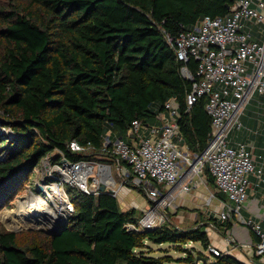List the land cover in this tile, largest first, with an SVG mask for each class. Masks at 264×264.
Returning a JSON list of instances; mask_svg holds the SVG:
<instances>
[{"label": "trees", "instance_id": "obj_1", "mask_svg": "<svg viewBox=\"0 0 264 264\" xmlns=\"http://www.w3.org/2000/svg\"><path fill=\"white\" fill-rule=\"evenodd\" d=\"M234 1L2 0L0 127L12 133L0 134V208L53 151L71 161L113 165V140L131 142L134 120L145 127L161 126L160 114L169 101L177 107L181 144L200 154L211 128L206 97L188 106L192 81L182 74L186 67L194 76L197 63L178 59L166 37L193 30L206 15L228 14ZM259 117L264 118V104L255 116V139ZM71 141L84 150L71 151ZM58 159V154L52 158ZM120 164L129 174L124 184L148 200L142 183L133 182L130 167ZM203 173L215 187L207 168ZM65 189L74 208L66 228L29 232L30 239L24 241L0 229V264H244L228 254L203 252L211 244L205 228L212 224L224 235L233 225L230 218L220 221L209 214L189 227L168 219L134 231L126 224L136 221L141 211H123L112 193H87L69 185ZM215 196L227 201L220 192ZM188 242L201 248L186 247ZM163 244L182 255L174 258L164 248L156 255L153 245Z\"/></svg>", "mask_w": 264, "mask_h": 264}, {"label": "built area", "instance_id": "obj_2", "mask_svg": "<svg viewBox=\"0 0 264 264\" xmlns=\"http://www.w3.org/2000/svg\"><path fill=\"white\" fill-rule=\"evenodd\" d=\"M166 40L174 46L178 59L187 61L193 58L197 63L194 76L186 67L182 68L184 77L192 81L186 104L191 106L200 97H206L210 134L200 154L189 152L181 144L176 122L177 107L169 101L165 107L170 117L162 127H150V134L145 135V126L134 120L130 132L135 141L113 140L111 152L117 170H122V174L123 169L127 171L120 164L126 162L133 182L142 183L148 199L147 207L140 210L137 220L126 224L127 229L134 231L152 229L167 221L166 208L170 206V200L189 191L204 167L213 178L216 191L231 203H222L221 210L216 213L220 221L231 215L241 217L239 211L247 199L249 175L253 173L262 177L261 169L255 170L254 144L248 141L231 144L229 134L241 130V117L249 104H257L259 108L264 104L259 98L264 97V0H235L228 14L206 15L193 30L182 31L175 37L167 36ZM108 143L106 138L105 145ZM68 148L74 152L84 150L76 141H71ZM57 154V162L48 155L40 161L48 160L45 170L50 172L48 167H51L55 173L52 176L55 181L40 186L45 200L50 198L53 201V195L63 194V203L68 210L65 212L70 215L74 208L64 186L97 193L101 180L92 166L106 163L71 161L61 152ZM105 171L103 169L102 175L106 174ZM110 184L111 181L107 186ZM116 194L115 191L113 195ZM241 220L246 222L242 217ZM246 224L258 237L254 254L263 255L264 230L251 221ZM208 250L215 255L220 253L211 245Z\"/></svg>", "mask_w": 264, "mask_h": 264}, {"label": "rangeland", "instance_id": "obj_3", "mask_svg": "<svg viewBox=\"0 0 264 264\" xmlns=\"http://www.w3.org/2000/svg\"><path fill=\"white\" fill-rule=\"evenodd\" d=\"M1 1L2 0H0V2ZM259 110L260 108H259V105L257 104L251 103L247 106V108L245 109V113L243 114V118L241 119L242 125H243L241 130H234V131H231V133L229 134V139L231 141V144H234V142L240 141L241 138L246 137V135L248 134L254 135L253 131L255 129H258L254 119H256L255 116L258 115ZM258 120L262 122V117H259ZM10 133H12V131L8 127H2V126L0 127L1 135H6ZM55 155H57L56 151H53L50 154H48L49 157H53ZM47 162L48 160H46L44 163L40 162L34 168L33 172L30 174L27 180L22 183L23 185L21 186V189L15 194L14 198L8 203V205L0 208V229L15 232L23 241L26 239L27 240L30 239L29 232L41 231V232L50 233V231L52 230V227L55 226L54 224H56V222L58 223V221L53 220L54 222L52 225L50 218L53 214L50 213L51 210L55 212L57 218L61 219L59 222H62V220L65 221V217L67 218L69 216L67 212L55 206L56 204L63 203V201L61 200V196L53 195V197L55 198V199L53 198L54 199L53 201L50 198H48V200L47 199L43 200L42 199L43 195L45 196V194L43 193V190L41 191L37 190L38 185H44V183L46 182L50 183V182L55 181L54 177H52L55 173H53L54 171L51 169V167H48L50 172H47L45 170L44 165ZM115 166H116L115 164L111 165V172L114 178V184L113 185L111 184L112 185L111 187H113L114 190H117L119 186L124 185L122 184V182L126 181L125 179L129 176V174L124 169H123V174H122V170L121 171L117 170ZM204 175L205 173H203V170H202V173H200L196 178V183L201 188L203 195H204V200L203 198L201 199L203 204L200 203V206L202 207V209L192 207L193 206L192 203L188 201L189 198L191 199V197L184 199V196L179 195L176 198L170 200V206L166 208V212H167L168 219L174 225L181 226V227L193 226L201 218L199 217L198 214L192 217L190 213L200 212L201 215L206 218L208 214L219 213V211L221 210L222 204L220 202L213 203V200H212L213 197L212 199H210L211 195L215 193L216 190L213 185H210L209 183H207L206 181L207 179L206 180L204 179L205 178ZM131 189L134 190L132 192L133 195L139 198L142 197L141 193L136 191L134 188H131ZM64 190H66L65 186H64ZM36 193L40 195L41 197L40 199L36 198V196L34 195ZM185 205H188L190 207H187ZM37 206H40L41 208H37L35 210V207ZM16 210H18L19 213H22V212L26 213V215L28 216L27 218L29 219H24V220H26L25 222L29 223L28 225L23 226L15 222V219H16L15 211ZM204 217H202L201 220H203ZM30 219H33L34 221L31 223ZM200 223L201 222L199 221V224ZM57 225L59 226L60 224H57ZM205 229L208 235L210 236V238H212L213 235H215L216 229L213 227L212 224L211 225L209 224ZM192 245H195L198 249L201 248L198 243H192V242L186 243L185 246L190 247ZM161 248H164L162 250H164V252L167 251L174 258H178L182 255L181 253L171 249L170 245L168 244H163ZM203 252L204 254L209 255L208 250H203ZM161 253L162 251H160V248L159 249L156 248L155 254L159 255ZM171 264H184V263L174 261V262H171Z\"/></svg>", "mask_w": 264, "mask_h": 264}, {"label": "crops", "instance_id": "obj_4", "mask_svg": "<svg viewBox=\"0 0 264 264\" xmlns=\"http://www.w3.org/2000/svg\"><path fill=\"white\" fill-rule=\"evenodd\" d=\"M169 117L170 116L168 111L165 110L160 114L161 126H153V127L156 128L162 127L163 124H165L169 120ZM260 123L261 126L259 128L257 139L253 138L249 134L247 140L246 137L240 139V141H244L242 139H245V141L254 144L253 158H254L255 170L258 171L259 169H261L262 177H259L257 174H253V173L249 175L250 185L247 188V199L241 205L239 213L242 219H244V221L246 222L251 221L252 223L259 224L260 228L264 230V136H262V134H264V118H262V122ZM144 134L145 135L150 134V127L144 128ZM117 138L119 137H116L115 139ZM131 138H132L131 142L136 140L134 136H131ZM108 165H110L111 167V164ZM115 168L117 169L116 166ZM98 177L101 180V184H105V185L109 184L110 178L106 174L99 175ZM204 179L206 180V177ZM122 184H124V182H122ZM115 191L117 193L116 197L118 201H120L119 202L120 208L123 211L130 208H135L140 211L142 208H145L148 205V200H146L143 196L139 198L133 195L132 192L134 190L129 187H126L125 184L119 186ZM179 195L184 196V199L191 197V199L189 198L188 201L192 203L193 205L192 207L202 209L200 203H202L201 200L202 198L204 200V195L201 188L198 186L196 182L191 186L189 191L181 193ZM210 199L213 200V203L220 202L221 204L227 203L228 205H231V203L228 200L222 201L218 199L215 196V193L211 195ZM185 206L190 207L188 205ZM190 214L193 217L196 216L197 213L193 212ZM210 214L216 216V213H210ZM199 217L202 218L204 216L200 214ZM241 217L239 216L238 219L236 217L234 218V216L231 215L229 218L233 221L232 227L226 232H224V235L220 234L217 230H215V235H213L212 238H210L209 236L211 241L210 245L212 247H215L217 250H219L220 253L231 255L244 264H264V254L261 255V257L258 259L259 263L254 262L255 256L257 255L254 254L253 249L255 247V243L257 242V239L251 228L247 226L246 222H243L241 220ZM161 246L162 245H153L154 249L161 248Z\"/></svg>", "mask_w": 264, "mask_h": 264}, {"label": "water", "instance_id": "obj_5", "mask_svg": "<svg viewBox=\"0 0 264 264\" xmlns=\"http://www.w3.org/2000/svg\"><path fill=\"white\" fill-rule=\"evenodd\" d=\"M129 133H131V132H129ZM119 139H120V137H119ZM102 167H105V168H102ZM92 168H93L94 173L96 175H102L103 169L106 170L105 171L106 175L112 180L111 184L112 185L114 184V178L112 176V172H111L110 165H108V164H106V165L100 164V165H97L95 167L92 166ZM111 184L109 186H107L105 184H101L99 186L98 190L99 191H106V192H109V193L114 194L115 190H114L113 187H111L112 186ZM37 190L41 191L42 190V187L40 185H38V189ZM34 195L36 196V198H39V199L41 198L38 193H36ZM66 220H67V218H65V221L62 220V222H58V223L54 224L55 226L52 227V230L50 232L51 233H54V232H61V231H63L64 228H66V225H67V221ZM57 224H60V225L62 224V225L61 226L60 225L58 226Z\"/></svg>", "mask_w": 264, "mask_h": 264}, {"label": "bare ground", "instance_id": "obj_6", "mask_svg": "<svg viewBox=\"0 0 264 264\" xmlns=\"http://www.w3.org/2000/svg\"><path fill=\"white\" fill-rule=\"evenodd\" d=\"M110 181H112L111 179H110ZM56 188H55V186H53V190H55ZM43 200H45L44 198H42ZM61 200L63 201V200H65L64 199V195L63 194H61ZM44 202V201H43ZM48 206V205H47ZM57 208H61V210H63V211H68L67 210V208H66V206H65V204L63 203H61V204H56L55 205ZM37 208H41L40 206H37V207H35V210L37 209ZM43 208V207H42ZM49 211H50V209H49ZM6 212V211H5ZM8 212V211H7ZM16 212V219H15V222L16 223H18V224H21V225H28L29 223L28 222H25L26 220H24V219H29V218H27L28 216L26 215V213H19V211L18 210H16L15 211ZM50 213H52L53 215L51 216V223H52V225H53V222L54 221H60L61 219H59V218H57V216H56V214H55V212H53L52 210H51V212ZM7 214V213H6ZM25 215H26V217H25ZM55 215V216H54ZM4 218V217H3ZM54 220V221H53ZM34 220L33 219H30V222L32 223ZM30 223V224H31ZM57 223V222H56Z\"/></svg>", "mask_w": 264, "mask_h": 264}]
</instances>
